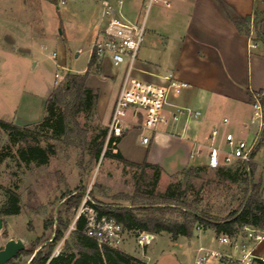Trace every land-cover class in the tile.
Instances as JSON below:
<instances>
[{
	"label": "rangeland",
	"instance_id": "1",
	"mask_svg": "<svg viewBox=\"0 0 264 264\" xmlns=\"http://www.w3.org/2000/svg\"><path fill=\"white\" fill-rule=\"evenodd\" d=\"M146 12L145 6L142 14L145 16ZM99 13L92 0H0V119L30 128L41 122L47 98L53 90L65 86L66 75L88 69ZM97 61L90 69L92 74H98ZM76 120L79 128L75 127L70 137L49 140L56 153L46 165L19 162L15 156L19 145L13 144L8 133L0 128V207L7 200L8 189L19 194L21 206L18 215L0 216L4 220L0 246L20 238L25 250L33 249L32 254L21 255L7 264H29L42 247L47 250L53 244L60 223L69 225L63 238L54 242L53 254L57 256L58 247L60 253L64 252V241L73 242L75 218L87 195L90 205H131L125 197L134 195L136 182L142 176L141 168L105 157L104 151L99 157L93 156L89 149L93 139L108 128L97 104L90 110H79ZM29 121L34 122L22 125ZM139 131V139L149 134ZM41 139V145L45 146L46 141ZM205 164L199 162L195 167ZM222 168L223 173L209 167L197 170L189 175L187 188L184 173H162L156 190L159 193L185 190L190 202L197 200L199 210L221 220L244 202L245 178L250 177L252 182L255 179L238 162ZM145 171L143 188L155 174L154 170ZM80 188H85L81 204L66 205L65 200ZM166 217L181 219L175 211H167ZM50 222L52 226L47 227ZM210 230L207 228V233ZM199 233L195 227L190 238L180 237L176 242L164 233L146 245L138 243L136 233L132 236L128 233L120 248L153 264L164 255L193 264ZM189 240H193L190 245Z\"/></svg>",
	"mask_w": 264,
	"mask_h": 264
},
{
	"label": "crops",
	"instance_id": "2",
	"mask_svg": "<svg viewBox=\"0 0 264 264\" xmlns=\"http://www.w3.org/2000/svg\"><path fill=\"white\" fill-rule=\"evenodd\" d=\"M92 1L98 5L100 13L96 19L98 28L95 40L90 48L86 84L98 91L97 109L108 125L125 67L115 68L108 58H104L97 61L98 74L90 71L92 47L104 36L106 26L101 7L105 0ZM168 1L170 6L163 2L153 4L145 16L142 13L146 0H125L121 8L127 21L134 24L145 22L146 28V37L132 76L146 82L166 85L168 74L173 73L177 80L188 83L190 87L171 93L167 109L185 106L200 111L201 116L189 123L160 126L156 132L144 134L142 138H151L148 144L138 138L139 128L133 127L121 136L118 149L131 162L142 164L147 161L160 166L165 175H175L199 162L206 163V151L196 158L191 157V152L195 143L208 144L214 128H220L221 132L231 131L236 138H253L255 127L249 124L252 115L250 95L264 92V38L256 36L253 22L249 25V34L241 32L219 8L216 0ZM223 1L240 17L254 14L256 0ZM258 30L264 36V21L259 24ZM87 70L74 73L84 74ZM224 118L229 119L227 126L222 125ZM30 122L34 121L22 125ZM218 140L223 146L222 136ZM253 164L254 182L261 183V195L264 199V134L256 149ZM210 229V233L204 228L200 230L193 251V264L201 247L219 252L230 251L229 246L217 242L216 231ZM128 233V236L133 234L127 231L126 234ZM164 233L167 232L152 234V240L156 235ZM167 234L174 242L185 237L172 238ZM240 235L243 237V232ZM192 241L189 240L188 244H192ZM119 249L122 250L120 247ZM254 252L264 256V239L254 245ZM172 257L164 255L154 264H186L184 259ZM205 264L225 263L210 259Z\"/></svg>",
	"mask_w": 264,
	"mask_h": 264
},
{
	"label": "trees",
	"instance_id": "3",
	"mask_svg": "<svg viewBox=\"0 0 264 264\" xmlns=\"http://www.w3.org/2000/svg\"><path fill=\"white\" fill-rule=\"evenodd\" d=\"M53 2L55 0H52ZM219 8L230 19L232 23L241 31L249 34V25L253 22L256 28V36L263 37L258 30L259 24L264 21V0H256V7L253 16L240 17L232 12L223 0H216ZM96 63V57L92 54L90 65ZM89 70L84 74L68 73L64 87L55 89L46 100L45 116L34 128L20 126L4 120H0V128L6 131L13 144L19 145L15 156L24 165L37 163L46 165L51 156L55 155V146L50 139L60 140L70 137L74 128H79L76 114L79 110H90L97 104L98 91L87 86ZM252 100V95H250ZM73 125V126H72ZM46 141V145H41V141ZM121 137L110 136L108 138V128L92 141L89 147L93 151L94 157H99L104 151V156L114 158L122 163L133 167L141 168L142 176L136 182L133 196H126L125 199L131 202L130 206L95 204L96 212L99 216H107L115 219L124 230L136 233L147 232L158 234L169 233L172 238L185 236L190 238L197 225L204 229L212 228L219 233H227L231 236L239 233L244 225L264 230V199L261 195L262 185L260 182H252L250 177L245 178L246 198L242 204L231 211L224 219H213L210 215L197 207V200L190 202L187 199L185 190L173 191L168 189L165 193L156 190L157 183L163 170L160 166L150 164L145 161L142 164L131 162L124 157L118 149ZM105 148V150H104ZM2 157L0 155V161ZM208 166L189 167L177 173H184L186 176V188L190 184L189 175L197 170L206 169ZM146 169L154 170L155 174L146 188L142 186ZM224 168L217 169V172H224ZM175 174V175H177ZM254 174V164L250 165V176ZM188 177V178H187ZM85 188H80L75 194L69 196L65 202L69 207L79 206L83 200ZM144 200V202H141ZM159 201V202H158ZM161 204V205H160ZM19 194L12 189L7 190V200L0 207V216H13L20 213ZM167 211H175L181 219H171L166 217ZM86 218L82 215L75 224L73 242L66 244L64 252L54 256V242L61 240L68 228L67 223H60L52 238L53 244L47 250H39L29 264H148L147 262L130 255L119 248L109 246L100 247L96 240L84 233ZM52 226V222L47 227ZM33 249L21 251V255L32 254ZM13 260V259H12ZM10 260L8 263H10Z\"/></svg>",
	"mask_w": 264,
	"mask_h": 264
},
{
	"label": "built area",
	"instance_id": "4",
	"mask_svg": "<svg viewBox=\"0 0 264 264\" xmlns=\"http://www.w3.org/2000/svg\"><path fill=\"white\" fill-rule=\"evenodd\" d=\"M125 0H105L102 2V14L106 20L104 36L96 41L92 47V54L96 60L108 58L113 67H125L124 78L113 104L109 123L108 138L110 136L121 137L124 132L133 127L141 131L154 133L160 126H177L180 123H189L197 120L201 112L185 106H174L168 110L169 96L178 93L182 89L190 87L186 82L176 79L173 73L168 74V83L159 85L136 79L132 71L137 61L138 54L146 37L145 22L134 24L127 21L121 8ZM163 2L170 6L168 0H146L147 10L156 3ZM63 4L65 1L62 2ZM252 115L250 126L255 127L251 140L236 138L231 131L221 132L220 128H214L209 136L208 144L195 143L191 157L196 158L203 154L206 148V165L211 169H219L231 163L238 162L250 171V165L254 162L256 149L260 145L264 134V92L252 94ZM229 124V119L224 118L223 126ZM222 136L224 145L218 140ZM149 136H144L142 142L148 144ZM88 195L84 198L76 221L84 215L86 224L84 233L96 240L100 247L109 246L118 248L123 243L127 231L118 224L115 219L105 215L99 216L93 205L88 204ZM198 230L203 229L197 225ZM243 232V237L240 235ZM239 233L231 236L227 233L217 234L219 244L229 246V252H219L206 248H200L196 255L195 264H205L210 259H217L225 264H264V256L254 252V245L264 239V230L250 225L242 226ZM147 232H140L137 240L140 245H146L149 239ZM55 254H60L59 247Z\"/></svg>",
	"mask_w": 264,
	"mask_h": 264
},
{
	"label": "water",
	"instance_id": "5",
	"mask_svg": "<svg viewBox=\"0 0 264 264\" xmlns=\"http://www.w3.org/2000/svg\"><path fill=\"white\" fill-rule=\"evenodd\" d=\"M4 220L0 217V230L3 227ZM149 239H152V235H149ZM26 249V246L22 239H10L5 245L0 246V264H7L10 260L17 257V255Z\"/></svg>",
	"mask_w": 264,
	"mask_h": 264
}]
</instances>
